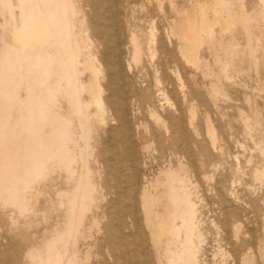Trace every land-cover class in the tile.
<instances>
[{"label": "rangeland", "instance_id": "obj_1", "mask_svg": "<svg viewBox=\"0 0 264 264\" xmlns=\"http://www.w3.org/2000/svg\"><path fill=\"white\" fill-rule=\"evenodd\" d=\"M88 1L80 0V4L85 14L92 15L85 7ZM162 1L163 13L153 0L145 6L140 3L134 6V22L142 42L137 67L144 64L151 67L143 45L148 37L149 19L154 20L158 43L160 31L170 27L171 20L179 19L182 6H197L196 11L206 17H213L214 11L221 10L213 26L218 45L212 51L201 46L197 66L192 62L183 66L175 50L172 61L163 63V71H159L156 78L164 83L167 77L171 78L170 71L177 65L187 87L188 103L184 105L183 115L186 136L174 134L171 121L157 122L143 110L131 118L134 167H140V174L149 181H154L165 169L183 168L195 207L196 229L201 235L197 264H264V161L261 156L264 148V0H230L217 5L214 0ZM243 15L255 26L251 28L249 21H239ZM232 21V28L226 30L227 23ZM162 43L165 44V39ZM177 43V39H172L173 49ZM250 43L256 49L254 62L249 60ZM83 44L81 40L80 45ZM162 60L163 55L157 53L153 64L158 66ZM79 70V79L84 83L89 72L82 66ZM189 72L195 73L203 86L200 99L192 97L187 81ZM106 73L104 68L98 73L99 103L88 107V123H84L81 115L69 113L74 127L73 138L78 146L73 175H68L63 168L47 170L30 189L21 193L25 200L20 212L4 199L0 200V264H30L26 254L42 248L56 231L67 226L70 196L84 172L89 144L98 148L94 152L98 162L88 163L93 168L94 202L84 213L77 238V264H122V255L130 256L131 264H159L151 239L159 238L163 247L165 237L158 235L157 222L153 218L149 226L145 225L139 204L129 205V200L137 198L138 194V188L128 184L129 159L118 160L121 148L113 144L108 148V156L101 154L102 136L111 123L108 99L111 97L110 101L117 104L120 96L116 90L112 93L105 90ZM144 74L150 82L154 80L151 70ZM172 81L175 85L173 78ZM82 98L88 100L87 93H82ZM176 101L177 96L168 94L160 106H156L157 115L165 118L172 113ZM190 104L196 110L192 120ZM93 113H97L95 122L91 120ZM206 117L214 132V148L206 132ZM93 130L97 132L96 138ZM109 157L113 161L108 162ZM1 196L5 198L6 194ZM127 211H136L137 220H131ZM119 235L124 236L128 251L121 246ZM109 253L114 254L116 262L106 259Z\"/></svg>", "mask_w": 264, "mask_h": 264}, {"label": "bare ground", "instance_id": "obj_2", "mask_svg": "<svg viewBox=\"0 0 264 264\" xmlns=\"http://www.w3.org/2000/svg\"><path fill=\"white\" fill-rule=\"evenodd\" d=\"M221 1L230 0H214L213 3L217 5ZM150 2L89 0L85 7L92 15H88L84 13L80 0H0V200L4 199L20 212L25 200L21 193L30 189L47 170L63 168L68 175H73L72 165L78 157V146L73 138L74 127L69 113L81 115L84 123H88V107L99 103L97 76L104 68L107 70L105 90L111 93L116 90L120 96L117 104L110 101L111 97L108 99L111 123L102 136L101 154L108 156V148L113 144L121 148L116 157L118 160L121 161L122 157L129 159L131 175L128 184L138 188L137 198L129 200V205L139 204L145 225L149 226L153 218L157 222L158 235L165 237L163 247L159 238L151 239L158 263L197 264L201 235L196 229L195 207L184 170L180 166L175 170L168 168L154 181L146 180L140 174V167H134L131 118L145 110L148 117L157 122L171 121L174 134L186 136L183 115L188 99L181 72L174 65L171 78L167 77L164 83L156 75L163 71L164 62L172 61L174 50L183 66L190 62L198 65L201 46L204 45L207 51L215 50L218 42L213 35V26L221 10L214 11L213 17H206L196 11L197 6H182L179 19L171 20V26L160 31L158 43L154 20L150 18L148 37L143 45L151 67L147 64L137 67L142 42L138 39L137 32L140 31L134 22V6L137 3L145 6ZM153 2L163 13V1ZM233 21L227 23L226 30L232 28ZM239 21H249L251 28L255 26L246 15ZM88 32H91L93 41ZM172 39L178 40L174 49ZM81 40L83 45H80ZM248 45L249 60L254 62L256 49L253 44ZM157 53L163 55V62L155 66L153 61ZM79 66L89 72L84 83L79 79ZM148 70L155 74L151 82L144 74ZM187 81L192 97L200 99L203 86L197 75L189 72ZM212 89L215 91L213 84ZM84 92L88 100L82 98ZM168 94L177 96V101L172 105L173 112L162 118L157 115L156 106H160ZM189 114L190 120L196 116L192 104L189 105ZM96 118L97 113H93L91 120L95 122ZM99 120L103 123L102 119ZM205 127L214 148L215 136L207 117ZM93 135L96 138L94 130ZM87 148L84 172L76 182L66 211L67 226L56 231L42 248L26 254L30 264H77V238L84 213L94 202L93 168L88 163L98 162L94 154L98 149L96 145L89 144ZM261 156L264 161V148ZM109 158L108 162L113 161L112 157ZM2 193L6 194L5 198ZM136 214V211L126 212L133 221L137 220ZM117 238L128 251L124 236ZM113 250L111 248V252ZM121 257L122 264H131L130 256ZM106 259L116 262L112 253Z\"/></svg>", "mask_w": 264, "mask_h": 264}]
</instances>
